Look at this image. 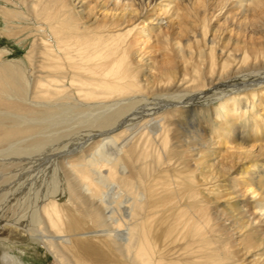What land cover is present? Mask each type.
<instances>
[{
    "label": "bare ground",
    "instance_id": "obj_1",
    "mask_svg": "<svg viewBox=\"0 0 264 264\" xmlns=\"http://www.w3.org/2000/svg\"><path fill=\"white\" fill-rule=\"evenodd\" d=\"M21 1L31 27L0 8L34 35L24 60L0 51V260L264 264V32L231 28L219 70L210 34L202 73L186 0L156 14L177 31L146 33L181 48L164 61L128 39L147 13L132 0ZM241 1L247 17L261 0Z\"/></svg>",
    "mask_w": 264,
    "mask_h": 264
},
{
    "label": "rangeland",
    "instance_id": "obj_2",
    "mask_svg": "<svg viewBox=\"0 0 264 264\" xmlns=\"http://www.w3.org/2000/svg\"><path fill=\"white\" fill-rule=\"evenodd\" d=\"M127 1L128 0H125V2ZM237 1L238 0H186V5L183 8L186 10V12L181 13L185 17L184 22L190 16H194L195 18L197 24L198 41L195 43L193 42L192 45L195 49V52L200 54L198 55L200 58L199 66L201 67L200 71L202 73L210 72V62L208 57V41L211 37L210 34L215 33L218 35V39L213 45L215 56L214 62L217 70L218 66L222 64L224 59V55L222 56V59L219 55L221 54L220 51L223 48L222 44L225 43V37L228 35L231 28L238 29V27L236 28L235 26H237L242 20L239 30L240 33H244L249 36H257L263 34L264 32V10L259 14L253 12V9L258 5L264 8V0L259 2H251L250 4L245 1L244 3L246 4L242 11L246 12L248 9H251V12H248L247 17L242 12H240V15L235 16V13L239 11L238 6L240 3H242V1ZM132 3L136 7H145V9L147 8V13L144 15V17L135 22L136 24H139L133 28V31L130 30L128 34V39H137L135 42V48L141 49L148 57L162 61H164L166 57L176 55L181 48H174L171 46L168 48L156 47L154 46L152 40L148 39L149 35H146V33L155 32L156 28L158 27L162 28V30L166 29L168 31H177L178 28L176 26L170 28V26L162 25L166 22V19L172 17V13L166 14L167 16L164 13L163 16L160 17V20L156 16L157 13L161 12V8H165V5L168 4V0H132ZM169 5L171 6L172 4ZM2 6L8 8H17L19 11H21L22 16L20 17V23L15 21V24H18L21 28L31 27L33 25V23H31V21L28 19V11L25 8V4L21 0H9L8 2L5 0H0V8H2ZM61 17L62 16H60V18ZM145 18L148 19L143 21ZM164 18L166 19L163 20ZM149 21L151 22L149 23ZM7 22L8 21L5 19L0 9V51H4L2 57L6 59L24 60L25 55L31 47V42L34 38V35L31 33V36H29L27 39L25 38V40H20L18 36L14 34L13 36L12 34L8 35L6 30L11 28L13 24H9V22ZM204 22L207 24V28L205 29L207 31L206 34L203 33ZM133 24L132 21L128 22L126 29H130ZM33 31V33H37L35 30ZM20 32H23V30ZM203 102L205 103L207 101L204 100ZM2 156L4 157L5 155L2 154ZM243 165V167H237L232 172L231 176L236 178L242 170L244 171L247 165ZM244 183L245 180L241 182L242 187L246 186ZM245 194L247 193L245 192ZM28 248H15L13 249L14 251L12 253H14V255L19 254L18 256L20 257L21 263L23 264H56V260L53 257L44 255L38 249ZM41 249L43 251V248ZM225 255H227V253ZM0 264L5 263L0 260Z\"/></svg>",
    "mask_w": 264,
    "mask_h": 264
}]
</instances>
